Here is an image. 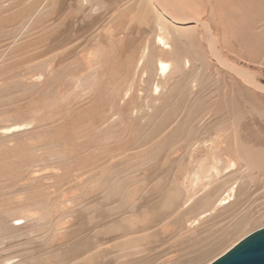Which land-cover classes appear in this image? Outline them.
Listing matches in <instances>:
<instances>
[{"label":"rangeland","instance_id":"rangeland-1","mask_svg":"<svg viewBox=\"0 0 264 264\" xmlns=\"http://www.w3.org/2000/svg\"><path fill=\"white\" fill-rule=\"evenodd\" d=\"M172 1L0 0V264H209L264 227V0Z\"/></svg>","mask_w":264,"mask_h":264},{"label":"water","instance_id":"water-1","mask_svg":"<svg viewBox=\"0 0 264 264\" xmlns=\"http://www.w3.org/2000/svg\"><path fill=\"white\" fill-rule=\"evenodd\" d=\"M209 264H264V227L242 238Z\"/></svg>","mask_w":264,"mask_h":264},{"label":"bare ground","instance_id":"bare-ground-1","mask_svg":"<svg viewBox=\"0 0 264 264\" xmlns=\"http://www.w3.org/2000/svg\"><path fill=\"white\" fill-rule=\"evenodd\" d=\"M152 1V0H151ZM157 3L158 4H156L157 6H158V11H159V13H160V15H163L164 17H166V18H168L167 16H168V14H166L164 11H166V9L164 10H162L161 9V7L162 6H166V7H168V8H171V10H175L176 12H179L180 13V15L181 16H183V15H186L185 13H182V12H180L178 9H176L175 8V4H174V2L171 0V3H170V1L169 0H157ZM155 4V3H154ZM160 4V5H159ZM156 7V6H155ZM175 11H173V13H175ZM172 12V11H171ZM178 14V13H177ZM174 16H175V14H174ZM183 18H184V16H183ZM180 19V18H179ZM179 19H175L174 18V20H175V22H177V23H180V22H183V21H181V20H179ZM190 20V19H189ZM185 23V22H184ZM183 26V25H182ZM177 27V26H176ZM181 28V27H180ZM182 28H184V27H182ZM188 29V28H187ZM187 29H186V31H187ZM190 29V28H189ZM211 36V35H210ZM209 37V36H208ZM156 43H157V45L160 47V44H162V49L164 48V50H167V51H169V50H172L171 49V46L166 42V40H165V37H163L162 35H158V36H156ZM209 44V43H208ZM155 66H156V69L157 70H159L160 72H162V73H166V72H169V70H170V66H171V64L169 63V62H167V61H163V60H158V61H156V64H155ZM189 66V61L187 60V59H185V60H183L182 62H181V67L182 68H185V67H188ZM249 84V83H248ZM228 162V161H227ZM228 167H234V164L233 163H230V165H228ZM217 176V175H216ZM230 185V184H229ZM228 185V186H229ZM234 186V183L233 184H231L230 186H229V188H228V190H227V192L222 196V198L218 201V203H217V206H220V205H224V204H227V203H229L230 202V198H231V196H232V193H233V187ZM224 201V202H223ZM223 202V203H222ZM204 216V214H202L201 216H199L198 218H196V219H194L193 221H192V223H195V224H197L198 223V220L200 219V218H202Z\"/></svg>","mask_w":264,"mask_h":264}]
</instances>
